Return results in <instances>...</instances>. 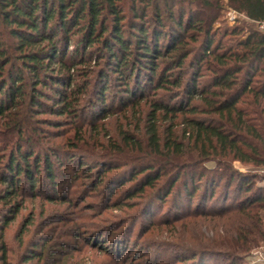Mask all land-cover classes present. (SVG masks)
<instances>
[{
    "label": "trees",
    "instance_id": "obj_1",
    "mask_svg": "<svg viewBox=\"0 0 264 264\" xmlns=\"http://www.w3.org/2000/svg\"><path fill=\"white\" fill-rule=\"evenodd\" d=\"M223 2L244 23L237 22L218 36L213 24ZM128 9L126 14L123 0H0V126L13 134L12 152L0 178V200L21 195L20 177L29 194L38 198L35 188L44 178L51 192L44 199L66 203L53 194L56 176H61L51 160L56 153L47 149L42 157L36 155V140L28 137L24 124L31 121L34 107H41L45 89L53 92V114L71 119L73 126L85 122L86 113L104 121L110 112L104 95L112 81L108 74L113 73V81L126 93L117 95L116 112L125 115L129 108L134 115L144 101L149 108L143 128L138 120L132 133L118 129V140L107 139L103 152L93 154L79 126L75 134L80 139L70 143L71 149L90 152L63 155L67 162L78 156L89 159L93 167L76 166V171L86 166L87 174L100 166L93 189L106 173L124 167L117 188L135 183L122 198L126 202L149 190L155 201L172 194L180 206L181 193L190 203L202 187L198 206L202 208L223 181L220 197L211 204L221 207L190 216L210 218L215 230L203 250L191 252L193 257L196 253L223 257L229 264L245 261L251 250L264 247V184L257 183L256 176L235 171L232 162L264 165V31L257 28L264 21V0H129ZM148 10L152 25L145 21ZM164 16L171 22L166 31ZM161 39L166 40L163 51L158 47ZM159 59L161 65L156 63ZM91 63L100 66L97 73L83 71ZM148 89L157 98H146ZM158 91L168 100L158 98ZM160 115L161 121L170 123L164 137L157 124ZM94 119L88 126L98 129ZM159 181L165 185H158ZM231 186L240 196L232 209L226 207ZM123 206L129 205L118 200L109 205L113 210ZM18 208L16 203L9 208L0 240ZM33 220L31 213L26 222L30 225ZM45 243L33 244L23 264L42 258ZM36 248L40 253H34ZM6 250L0 243L2 264L7 262ZM45 251L50 253L49 248Z\"/></svg>",
    "mask_w": 264,
    "mask_h": 264
},
{
    "label": "rangeland",
    "instance_id": "obj_2",
    "mask_svg": "<svg viewBox=\"0 0 264 264\" xmlns=\"http://www.w3.org/2000/svg\"><path fill=\"white\" fill-rule=\"evenodd\" d=\"M123 4L125 12L128 14L129 0H123ZM147 13L148 18L145 21L152 25L150 10ZM237 22L241 26L244 23L243 17L234 14L233 9L223 2L219 17L213 24V29H216L218 36H220L224 29L232 28ZM164 24L166 25L164 31H166L171 26L167 17L164 19ZM227 40L225 38L224 43ZM230 43L228 42L226 45ZM165 46L166 40L161 39L158 42L159 49L163 51ZM156 63L161 65L162 59L156 60ZM88 65H90L87 66L89 68L83 71L89 72V69H92L97 73L100 69V66H96L94 63ZM96 73L92 75L94 80H96ZM24 75L27 85L28 75L26 73ZM108 77L112 79L104 95L105 105L110 104L108 116L103 121L98 119L99 115L94 119L89 113H86L84 115L85 122L83 120L78 122V127H82L81 134L85 141H88L85 143H88L87 145L90 146L92 149L90 151L93 154L103 152L102 147L107 145V139L117 141L118 129L132 133L138 120L141 122L140 128L142 129L149 108L147 104L144 105L143 101L140 108L133 111L134 115H131L129 108L125 115L116 112L120 107L119 102L116 101L117 95L125 97L126 93L122 85L117 84L116 80L113 81L116 78L115 74L109 73ZM43 92L46 96L39 101L41 107H34L35 113L31 121L25 122L24 130L28 137H34L36 140L37 144L34 145L36 155L42 157L46 154L47 149L52 150L51 153H56V156H52L51 160L55 167L61 171V176L59 174L56 176L58 185L53 194L60 196L61 200L66 199L67 201L66 203H62L60 200L53 203L46 201L44 195L51 192L50 188L43 182L44 178H41V183L35 188L38 198H33L28 192V185L24 181L22 183V178H19V193L21 195L12 200H0V228L4 224L5 217L10 214L9 208L14 203L19 205V211L15 218L2 230L3 235L0 243L4 244L7 249L6 264H23L31 254L33 244L43 246L45 242V249L49 248L50 253L46 254L44 249L42 258L34 259L28 264L230 263V260L213 255L202 257L200 253H196L193 257L191 252V250H198L199 252L203 250L204 245L208 243L207 241L213 239L215 230L212 228L214 222L210 218H191L190 216L201 211L210 212L221 207L212 208L211 204L214 201L217 202L220 197V193L224 189L223 181L217 187L213 199L205 203L202 208H198L202 187L190 203L185 201V195L181 193L179 200H177L178 204L180 202V206H177L172 194L165 197L162 202L155 201L154 193L149 190H146L141 197H134L128 202H126L127 200L122 201L125 192L133 189L135 183L134 181L128 182L117 188V185L123 181L121 177H118V173L125 170L121 166L118 170L106 173L97 187L93 189L91 185L99 180L96 171L100 170V166H97V169L92 168L87 174L83 173L86 166H83V169L79 171L76 170L79 163L93 167L94 164L89 159L78 156L75 161L67 162L63 155H86L84 152L90 151L86 148H80L79 152L71 149L70 143L80 139L79 133L77 136L75 134L78 127L70 124L71 119L69 118L55 116L52 109L54 107L53 92L51 89H45ZM152 93L148 89L143 95L148 98L151 97ZM157 93L158 98L168 100L161 91ZM151 98H157V96ZM160 117L161 115L159 119ZM196 117L204 118L202 115ZM91 119H94V122L99 126L98 129H94V126H88ZM157 124L161 137H164L165 129L170 123L160 119ZM181 129L180 125L175 128L179 136ZM12 136L11 133L6 134L3 127L0 126V178L4 172L8 155L12 152L10 149ZM23 151L26 152L27 149L23 147ZM115 161L118 162V165L122 164L120 159ZM232 167L238 173L256 176L255 181L264 184V165L256 166L233 161ZM138 178L140 179L141 176ZM111 181L115 183L113 186ZM160 181L158 185H165L164 181L161 183ZM200 185L203 184H198V186ZM2 189L3 186L0 184V197L2 196ZM227 197L226 207L230 208L240 199V196L234 192V186L229 187ZM116 200L125 202L129 206H123L120 210H113L109 205ZM31 213L34 216V222L29 225L26 219ZM257 251L264 252V247L260 246L251 250L248 257ZM34 253H40L39 248H36ZM246 261L247 259L241 262L234 261V263L245 264Z\"/></svg>",
    "mask_w": 264,
    "mask_h": 264
},
{
    "label": "built area",
    "instance_id": "obj_3",
    "mask_svg": "<svg viewBox=\"0 0 264 264\" xmlns=\"http://www.w3.org/2000/svg\"><path fill=\"white\" fill-rule=\"evenodd\" d=\"M234 14H236L233 11ZM257 28L260 31H264V21L257 24ZM246 264H264V252L263 251H257L253 254H251L246 261Z\"/></svg>",
    "mask_w": 264,
    "mask_h": 264
}]
</instances>
